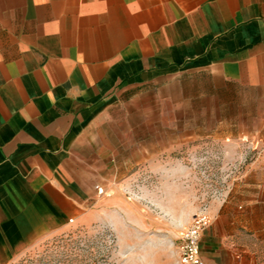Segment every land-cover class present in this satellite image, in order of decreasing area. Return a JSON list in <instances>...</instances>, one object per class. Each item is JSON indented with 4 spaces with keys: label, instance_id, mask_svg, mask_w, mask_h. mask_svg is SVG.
<instances>
[{
    "label": "crops",
    "instance_id": "1",
    "mask_svg": "<svg viewBox=\"0 0 264 264\" xmlns=\"http://www.w3.org/2000/svg\"><path fill=\"white\" fill-rule=\"evenodd\" d=\"M246 96L264 0H0V264L72 227L162 234L195 145L264 143L230 118ZM241 196L213 201L205 264H264V200Z\"/></svg>",
    "mask_w": 264,
    "mask_h": 264
},
{
    "label": "rangeland",
    "instance_id": "2",
    "mask_svg": "<svg viewBox=\"0 0 264 264\" xmlns=\"http://www.w3.org/2000/svg\"><path fill=\"white\" fill-rule=\"evenodd\" d=\"M263 98L246 96L245 111L229 113L241 125L236 130L242 136L264 138ZM220 147L215 143H198L192 155L186 157L185 166L191 172H182L177 181V199L166 209L172 215L167 217L162 234H152L146 240L137 223L131 230L123 225L91 230L72 227L38 244L13 264H177L178 235L183 228L177 226L182 225L189 211L197 214L207 208L210 213L213 201L229 198L235 191L242 193V200L249 195L264 200L259 196L264 188V157L259 160L264 143L247 144L241 148V157L227 161L217 157ZM137 194L133 199H139L141 193ZM149 194L155 196L153 192ZM150 211L158 212L152 207ZM159 214L163 216L160 211Z\"/></svg>",
    "mask_w": 264,
    "mask_h": 264
},
{
    "label": "built area",
    "instance_id": "3",
    "mask_svg": "<svg viewBox=\"0 0 264 264\" xmlns=\"http://www.w3.org/2000/svg\"><path fill=\"white\" fill-rule=\"evenodd\" d=\"M98 193L103 195V189H98ZM211 224L212 217L208 209L203 208L194 215L189 225L181 229L178 235L179 264H205L202 257V237Z\"/></svg>",
    "mask_w": 264,
    "mask_h": 264
}]
</instances>
